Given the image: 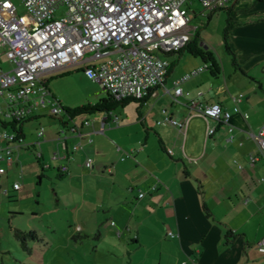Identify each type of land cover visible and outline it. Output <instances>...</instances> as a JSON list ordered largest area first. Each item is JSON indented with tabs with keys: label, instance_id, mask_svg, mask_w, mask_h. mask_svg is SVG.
Instances as JSON below:
<instances>
[{
	"label": "crops",
	"instance_id": "0c3cea01",
	"mask_svg": "<svg viewBox=\"0 0 264 264\" xmlns=\"http://www.w3.org/2000/svg\"><path fill=\"white\" fill-rule=\"evenodd\" d=\"M253 5L264 7V3ZM247 13L249 17L234 28L235 33H242L233 36L234 48L229 43L246 73L234 65L221 69L217 63L218 69L207 67L183 81L185 86L181 82L183 93L174 100L175 80L200 62L193 60L177 70L183 53L176 58L170 56L177 52L166 54L170 65L164 84L143 103L141 116L121 122L119 116L118 121L113 120L117 115L109 112L104 126V115L89 125H82L84 119L63 117L51 130L45 129L41 140L36 131L28 141L23 127L24 140L30 145L14 148L11 160L0 161L1 186L13 168L24 170V174L41 173L40 177L53 169L59 179L66 175L71 183L83 178V171L103 169L111 174L110 180L102 175L97 180L100 186L86 181L75 208L83 210L87 218L97 216L99 207L115 216L117 220L110 223L116 227L117 236L128 232L135 253H142L137 257L132 253L131 263L264 264V252L257 247L264 236V159L253 164L248 161L250 153L259 151L249 132H256L264 124V18L251 17L264 14V9ZM8 51V43L0 36L3 70L13 67ZM198 90L203 91L198 97L202 104L220 102L228 109L238 104L240 110L232 114L229 123L212 120L217 128L209 137L206 122L199 115L189 119L186 133L174 124L158 123L166 114L184 120L193 111L190 100L197 97ZM240 93L242 97L235 100L233 96ZM43 114L45 110L30 117ZM194 119L197 123L191 129ZM73 123L79 124L80 130H67L68 150L72 151L75 142H81V147L70 158L52 159L53 150L61 147V128ZM230 135L232 139H228ZM160 139L165 149L160 147ZM6 144L0 137V145ZM86 156L93 158L92 167L84 165ZM61 163L68 164L67 172L59 170ZM15 182L11 188L20 189L21 185L13 186ZM107 184L111 186L107 188ZM127 186L129 192L124 190ZM140 191L145 194L140 196ZM86 222L89 220L77 225L80 232L90 231ZM228 230L234 233L229 241L225 239ZM168 231L176 235L169 236Z\"/></svg>",
	"mask_w": 264,
	"mask_h": 264
},
{
	"label": "built area",
	"instance_id": "2783aa9c",
	"mask_svg": "<svg viewBox=\"0 0 264 264\" xmlns=\"http://www.w3.org/2000/svg\"><path fill=\"white\" fill-rule=\"evenodd\" d=\"M21 1L35 26L27 24L13 0H0V36L9 45L8 56L13 64L9 70L0 68V116L4 119L19 120L41 109L60 115L61 107L44 76L78 62L96 60L88 64L84 72L116 98H141L153 94L157 86L164 84L168 72L170 61L166 54L177 52L194 34L196 25L191 23L190 12L194 2L210 12L234 0ZM61 8L63 12L58 14ZM207 66L208 63H202L175 80L174 100L183 93L181 82ZM202 94L203 91L198 90L197 97L190 100L193 111L184 120L166 114L158 123L174 124L186 133L189 119L199 115L206 122V136L209 137L217 128L212 120L229 123L232 114L240 110L238 104L232 109L220 102L202 104L198 100ZM242 95L233 98L238 100ZM108 118L109 114L103 117V126ZM112 119L118 121V116ZM92 121L85 118L82 125ZM232 129L230 125L229 130ZM67 130L78 133L80 125L73 123L61 128V147L53 150L52 159L70 158V154L81 147V142H75L70 148L72 151L68 150ZM249 134L259 147L257 153L248 155V161L253 164L264 159V124ZM37 135L40 140L44 137L43 125L37 129ZM0 137L7 141L6 145H0V161L11 160L14 148L30 145L13 130H1ZM232 137L230 135L228 139ZM167 151L171 153L172 149ZM93 161L91 156H86L84 165L92 167ZM59 170L67 172L68 164L61 163ZM13 186L18 188L19 183L15 182ZM144 194V191L139 192L140 196ZM167 234L176 235L172 231ZM257 247L264 252V236L257 242Z\"/></svg>",
	"mask_w": 264,
	"mask_h": 264
},
{
	"label": "rangeland",
	"instance_id": "374dc122",
	"mask_svg": "<svg viewBox=\"0 0 264 264\" xmlns=\"http://www.w3.org/2000/svg\"><path fill=\"white\" fill-rule=\"evenodd\" d=\"M13 1L27 24L30 27L35 26V22L29 20L30 13L23 2ZM193 9L190 11L191 23L201 26L200 36L196 38L197 46L203 51L212 52L222 69L224 65L227 67L233 65L232 55L227 51L224 39V29L228 22V43L234 48L233 36L242 34L235 33L234 28L249 17L250 14L247 12L264 9V7L254 6L249 0H239L230 11L220 9L210 13L204 10L198 2H194ZM62 12L63 8L57 11L58 14ZM178 56L179 54H173L170 57ZM182 57L177 70L186 68L193 60H197L200 64L203 63L200 56H194L189 52H184ZM93 62L96 60L78 62L45 75L48 87L61 107L62 116L69 117L66 111L68 108L95 104L109 98V92L102 87L99 81L90 78L84 72V68ZM182 84L185 86L184 82ZM139 105V102L130 101L124 106H116L110 113L119 116L121 122L133 121L138 117ZM40 111L42 112V109ZM103 115L106 116L107 112L99 110L80 113L74 117L76 120H83L85 118L97 119ZM59 117L60 115L53 117L45 109V114L40 117L28 119L24 123L28 141L34 137L40 125L51 130L53 125L60 122ZM196 123L197 120L194 119L191 129ZM0 129L12 131L10 127L1 125ZM127 130L129 131L128 128ZM133 131L134 127L129 133ZM88 170L89 172L83 171L85 176L82 175L83 178L74 180L75 183L69 182L66 175L59 179L53 169L43 172L42 177L39 176L41 173L24 174V170H16V168L9 171V178L5 179L2 186L0 184V264H133L131 263L132 253H135L133 238L128 232L121 238L117 236L116 227L110 223L112 219L117 220L115 216L99 207L97 216L87 218L83 210L75 208L81 198V186H85L86 181L100 186L101 182L97 180L102 175L108 180L111 178V174L103 169H97L95 172ZM88 175H90L89 178ZM14 180L21 185L20 189L11 188ZM110 186L107 184L106 187ZM124 190L129 192L128 186ZM89 191L90 189L87 188L86 192ZM85 219L89 220L86 225L90 231L84 230L83 232L86 231L88 236L80 232L77 227L78 224L83 225ZM102 226L103 228H100ZM13 227L36 231L37 238H27L29 249L24 248L14 235ZM141 254L135 253L134 257L141 256ZM134 264L142 263L139 261Z\"/></svg>",
	"mask_w": 264,
	"mask_h": 264
},
{
	"label": "trees",
	"instance_id": "16d2710c",
	"mask_svg": "<svg viewBox=\"0 0 264 264\" xmlns=\"http://www.w3.org/2000/svg\"><path fill=\"white\" fill-rule=\"evenodd\" d=\"M239 0H234L233 2H231L230 5L224 6V7H220L216 10L213 11H217L220 9H226L227 11H230L233 7V5L235 3H237ZM252 3H264V0H250ZM213 11H210L213 12ZM230 18V17H229ZM228 18V20H229ZM252 19H258V18H264V14H255L254 16L251 17ZM228 25L229 22L227 24V26L224 29V39H225V43H226V48L227 51L232 55V63L234 66L240 68L242 70V72L246 73L241 67L240 64L237 62L236 57H235V52L232 50V48L229 46L228 40H229V32H228ZM201 26H196V29L194 31V34L192 35L191 39L187 42V44L185 46H183L181 49H179L177 51L178 54H182L184 52H189L194 56H200L203 60L204 63H211L209 66L211 69L216 68L217 67V61L214 58L212 52L210 51H203L201 50L198 46H197V40L196 38L200 36L199 34V29ZM174 52H170L168 54H172ZM171 67V66H170ZM151 94H147L144 97L138 98L135 96H125V97H121V98H116L113 95H109V98L107 100H103L101 102H97L95 104H87V105H80L77 106L75 108H68L66 109L67 114L69 115V118H73L74 116H76L77 114L80 113H91L94 111H99V110H103L106 111L107 113H109L111 110H113V108H115L118 105H122L124 106L125 104L129 103L130 101H136L139 102L140 105L137 108V112H138V116H141V106L143 105V103L149 98ZM53 117H58L59 115L57 114H51ZM64 116H62L60 114L59 117V121H63ZM31 117H25L22 119H14V118H10V119H4L0 116V123L3 127H10L13 131H15L18 135L23 136L24 137V123L30 119ZM144 124V123H143ZM159 144L160 147L162 149H165L164 147V143L163 141L160 139L159 140ZM14 235L17 237V239L21 242L22 246L26 249H29V246L27 245V238L30 237L32 239L37 238V233L34 230H24L21 228H14ZM234 237V233L232 232V230H228L225 234V239L226 240H230L231 238Z\"/></svg>",
	"mask_w": 264,
	"mask_h": 264
}]
</instances>
